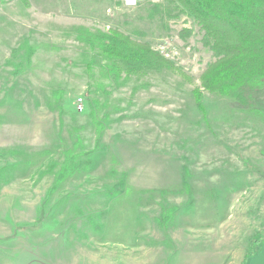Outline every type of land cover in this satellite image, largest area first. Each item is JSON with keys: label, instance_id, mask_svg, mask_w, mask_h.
Instances as JSON below:
<instances>
[{"label": "rangeland", "instance_id": "1", "mask_svg": "<svg viewBox=\"0 0 264 264\" xmlns=\"http://www.w3.org/2000/svg\"><path fill=\"white\" fill-rule=\"evenodd\" d=\"M163 3L0 0V264H244L264 243V89L243 108L201 88L216 57ZM111 28L181 74L109 77L82 38ZM76 131L100 147L53 193Z\"/></svg>", "mask_w": 264, "mask_h": 264}, {"label": "trees", "instance_id": "2", "mask_svg": "<svg viewBox=\"0 0 264 264\" xmlns=\"http://www.w3.org/2000/svg\"><path fill=\"white\" fill-rule=\"evenodd\" d=\"M154 9L169 19L187 15L203 30L205 44L216 61L201 74V88L230 98L243 108L256 102L258 92L264 89V0H165L163 4H155ZM82 39L92 51L103 56L101 67L109 77L121 79L125 75L124 79L133 76L140 79L166 70L181 74L180 68L155 51L150 43L136 40L118 28L107 32L87 31ZM193 94L200 110H204L201 91L197 89ZM59 112L60 115L64 112L61 104ZM76 135L71 144L61 143L62 151L59 153L58 148L54 154L60 160L54 163L58 170L53 193L92 168V155L100 147L99 141L95 149L87 150L77 131Z\"/></svg>", "mask_w": 264, "mask_h": 264}, {"label": "crops", "instance_id": "3", "mask_svg": "<svg viewBox=\"0 0 264 264\" xmlns=\"http://www.w3.org/2000/svg\"><path fill=\"white\" fill-rule=\"evenodd\" d=\"M245 264H264V243L259 246L255 255L246 260Z\"/></svg>", "mask_w": 264, "mask_h": 264}, {"label": "built area", "instance_id": "4", "mask_svg": "<svg viewBox=\"0 0 264 264\" xmlns=\"http://www.w3.org/2000/svg\"><path fill=\"white\" fill-rule=\"evenodd\" d=\"M124 5L127 7H136L141 1L143 0H120ZM153 2H160L162 0H152ZM78 110L81 112L83 111V99H79L77 102Z\"/></svg>", "mask_w": 264, "mask_h": 264}]
</instances>
